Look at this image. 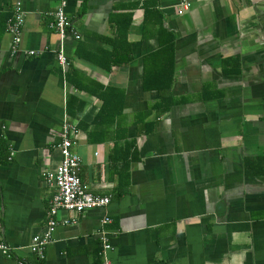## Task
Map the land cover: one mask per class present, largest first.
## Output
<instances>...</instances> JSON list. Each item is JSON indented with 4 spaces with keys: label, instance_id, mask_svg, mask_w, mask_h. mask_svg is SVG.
<instances>
[{
    "label": "crops",
    "instance_id": "0c3cea01",
    "mask_svg": "<svg viewBox=\"0 0 264 264\" xmlns=\"http://www.w3.org/2000/svg\"><path fill=\"white\" fill-rule=\"evenodd\" d=\"M63 1L78 39L49 26ZM183 3L0 0V245L11 251L0 248V264H102L103 231L111 264H264V0ZM17 5L26 22L12 55ZM166 31L175 102L160 112L144 58ZM101 85L124 91L116 118L97 119ZM65 118L79 128L82 181L112 200L107 211H60L38 261L30 243L57 190L47 172L61 163Z\"/></svg>",
    "mask_w": 264,
    "mask_h": 264
},
{
    "label": "built area",
    "instance_id": "2783aa9c",
    "mask_svg": "<svg viewBox=\"0 0 264 264\" xmlns=\"http://www.w3.org/2000/svg\"><path fill=\"white\" fill-rule=\"evenodd\" d=\"M181 4L184 0H180ZM66 1L53 12V20L50 21L49 26L55 29L61 36V38L67 37L69 34L75 38H80L78 32L70 24V19L66 12ZM26 22V13L20 5L15 6L14 14L8 18L6 31L8 35L12 37L11 41V54L16 55L22 51L23 42V27ZM28 54L34 55L38 53L36 50L27 51ZM58 60L60 65L65 69L68 65V58L64 51V48H60L58 53ZM79 132V128L75 121H70L69 118H65L62 128V140L57 144L62 159L61 163L55 170L47 172V181L57 188L54 194L50 209L48 211V217L44 230L33 236L30 243V251L32 255L38 260L43 261L46 258V251L48 245L53 241L56 230L59 226V212L70 211L75 212L78 215L83 212L101 208L107 211L108 206L111 203L112 197L108 195H99L93 193L88 185L84 184L80 177L81 171V158L72 149L75 144V137ZM14 153H12V156ZM65 223L75 222L74 219L63 218ZM112 222V219L107 214L102 219V225H107ZM103 247L101 250L102 264H111L109 258V251L112 249V244L106 235V231H103L101 236ZM0 248L3 252L11 256L10 248L7 244L2 243ZM21 264H29L25 261H21Z\"/></svg>",
    "mask_w": 264,
    "mask_h": 264
},
{
    "label": "trees",
    "instance_id": "16d2710c",
    "mask_svg": "<svg viewBox=\"0 0 264 264\" xmlns=\"http://www.w3.org/2000/svg\"><path fill=\"white\" fill-rule=\"evenodd\" d=\"M149 7H144L145 15L147 16ZM11 17V13L7 15ZM167 32V31H166ZM168 35H164L161 38L164 39V43L161 44L160 49L156 52L149 53L144 58L145 72H144V89L145 90H157L159 92V99L156 104V108L160 112H165L174 105V99H168L170 89L172 88L174 81V63L172 60L169 62L165 60L170 52L175 50V40L170 32ZM157 57V58H156ZM160 58V59H159ZM152 64V65H151ZM97 96L103 100L101 109L97 114V119H108L114 116L118 117L119 111L114 110L113 101L120 103V110L123 109V103L125 99L124 91L116 87H101L98 90H94Z\"/></svg>",
    "mask_w": 264,
    "mask_h": 264
},
{
    "label": "rangeland",
    "instance_id": "374dc122",
    "mask_svg": "<svg viewBox=\"0 0 264 264\" xmlns=\"http://www.w3.org/2000/svg\"><path fill=\"white\" fill-rule=\"evenodd\" d=\"M76 122V121H75Z\"/></svg>",
    "mask_w": 264,
    "mask_h": 264
}]
</instances>
